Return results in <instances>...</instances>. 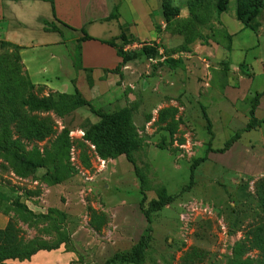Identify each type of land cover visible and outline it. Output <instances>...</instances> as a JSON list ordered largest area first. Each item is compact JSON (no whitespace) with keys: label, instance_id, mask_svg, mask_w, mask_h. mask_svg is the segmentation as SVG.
<instances>
[{"label":"rangeland","instance_id":"374dc122","mask_svg":"<svg viewBox=\"0 0 264 264\" xmlns=\"http://www.w3.org/2000/svg\"><path fill=\"white\" fill-rule=\"evenodd\" d=\"M217 1L158 0L157 37L118 44L121 56H133L118 69L123 90L114 91L107 105H92L102 113L134 109V160L147 180L145 207L163 195L175 197L152 214L150 224L141 211L142 186L133 165L120 156L109 169L112 160H103L86 141L88 132L99 133L101 119L78 106L76 95L64 99L32 85L18 48L0 42V120L15 116L8 130L11 142L23 144L16 150L35 160L33 153L45 157L64 131L71 142L68 156L46 161L49 167L37 171L0 156V216L15 223L20 237L60 244L76 255L73 264H106L129 252L150 227L152 242L135 264H261L252 246L256 235L264 237V171L251 177L220 166V152L237 133L264 155V127L244 132L255 97L242 94V83L251 81L252 63L258 69V50L248 56L250 68L231 71L222 54L230 44V23L238 21V0H230L223 14ZM117 2L108 0L112 13L119 10L130 19ZM253 25L262 32L264 51V9ZM43 135L48 138L41 141ZM100 148L108 150L105 144ZM200 159L205 161L191 184V168ZM55 177L64 179L58 185ZM9 200L45 217L25 219Z\"/></svg>","mask_w":264,"mask_h":264},{"label":"crops","instance_id":"0c3cea01","mask_svg":"<svg viewBox=\"0 0 264 264\" xmlns=\"http://www.w3.org/2000/svg\"><path fill=\"white\" fill-rule=\"evenodd\" d=\"M117 3L118 6L127 7L130 19H123L119 10L114 13L117 14L114 18L109 19L112 11L108 0H54V6L43 0H0V42L19 49L24 70L34 86L67 96H75L78 91L92 105H107L114 91L123 90L118 73L123 62L118 54V46L112 48L102 42L120 38L123 34L127 40L141 42L157 37L154 28L156 17L153 16L159 10L158 0H118ZM59 21L69 28L62 27ZM46 22L54 23L63 35L46 31ZM83 29L95 40L80 43L81 68L77 69L72 56L76 40L84 36L81 32ZM228 30L231 50L223 49L222 55L229 60L231 71H239L241 66L250 68L248 56L258 50L253 57L258 69H252L254 63L251 64L252 79L250 82L244 81L246 84L242 83V94H251V97L263 94L261 30H251L253 34L248 35V29L239 21L230 23ZM119 43L117 41L116 44ZM111 99L117 101L113 97ZM255 117L264 121V96L259 101ZM262 127L264 125L258 129ZM248 144L250 142L244 143L241 138L225 153L220 166L226 165L228 169L251 177L263 173L264 155L255 154L254 147ZM113 162L108 161L107 165ZM9 221L8 217L1 215L0 229H5ZM75 261V254L59 248L40 252L29 261L9 264H73Z\"/></svg>","mask_w":264,"mask_h":264},{"label":"trees","instance_id":"16d2710c","mask_svg":"<svg viewBox=\"0 0 264 264\" xmlns=\"http://www.w3.org/2000/svg\"><path fill=\"white\" fill-rule=\"evenodd\" d=\"M43 1L49 2L52 6H54V0ZM229 2L230 0H218L217 11L222 14L225 13L228 10ZM263 9L264 0H238V6L236 8L237 20L242 23L245 28L256 32L257 27L253 25V21L260 16ZM112 18H114V13H112L109 19ZM59 23L62 25V27L69 28L62 22L59 21ZM45 25L46 31L57 32L63 35L62 30L58 28L54 23L46 22ZM81 32L84 36L83 38L76 40L75 49L73 51L72 56L77 69L81 68L80 43L95 40L94 38L90 37L84 29ZM117 41L126 42L127 38L125 34H123L120 38L113 39L111 41H103L102 43L112 48H117ZM227 50H231V37L230 44ZM153 53L157 55V50H155ZM118 54L122 59L123 64L128 63L133 58V56L129 55L121 56L119 50ZM262 96H264V93L257 94L255 96V103L250 110V121L244 130L245 133L255 131L264 125V121H260L255 117V112L257 107L259 106V101ZM67 97L69 98L72 96H64V99ZM76 97L78 106L88 107L92 113H94L101 119L100 124L95 127V130H97L99 133L95 134L88 132L86 135V141L96 146L98 153L103 160H114L117 157L125 156L127 161L133 165L135 173L140 179L142 186L141 191L143 194V199L140 206L141 211L148 224H150L152 214L161 212L162 210L169 207L174 202L175 197L163 195L158 200H152L149 205L145 207V203L147 200V180L137 168L134 160V152L137 149V134L133 122L134 109L122 108L112 113H102L95 110L92 104L86 101L78 91L76 92ZM43 106H45V108H48L49 104L43 102ZM14 120V115H9L3 120H0V130L5 133V135L0 136V156L6 157L8 160H10L12 163H15L16 165L21 164V167H27L28 169L31 168L32 170L37 171L39 169H46L47 167H49L46 166V161H59L64 156H68L70 154L71 142L67 131H64L63 134L53 142V151L46 152L45 157H42L41 153H39L38 151L33 153L35 155V160L29 159L27 155L20 154L18 152L19 150L17 151L16 149H18L19 146L20 148L22 147L23 144L21 143V140L11 142V137L8 130L9 123L13 122ZM47 138V135H43L41 136V141H44ZM240 139L241 136L239 133H237L233 138H231L229 142L226 143L224 149L222 150V152H220V154H225L226 152H228ZM102 144L106 145V149H108L106 150V152L103 150L104 148H100ZM39 159H41V162H35ZM204 161L205 159H200L193 164L191 168V184H193L194 180V170L198 165H200V163H203ZM58 166L59 165L53 167L55 170H57ZM50 170H52L51 165ZM55 174L60 175L61 173H59L57 170ZM63 179L64 177H55L56 184L59 185L60 183H62ZM183 191H186V188H184ZM9 202L11 203V205H13V207L17 209V213L21 214L25 219H38L45 217L34 215L31 211L27 209L25 205L19 202H14L12 200H9ZM151 233L152 230L150 227H148L137 245H135L129 252L115 255L113 259L107 261L106 264H114L115 262H120L121 264H135L138 261H141L144 258V255L147 249L149 248L150 243L152 242ZM255 239H259V241L258 244L252 246V249L259 250L260 257L262 259L261 264H264V237L256 235ZM59 248L60 244L49 246L46 242H39L37 240L26 241L23 237L19 236V232L16 229V225L13 221H9L5 229H0V264H9L10 262L14 261H29L33 256L40 252H51L54 250H58Z\"/></svg>","mask_w":264,"mask_h":264}]
</instances>
